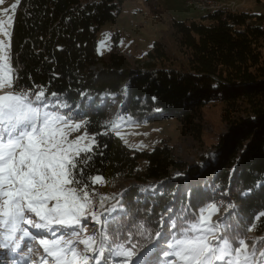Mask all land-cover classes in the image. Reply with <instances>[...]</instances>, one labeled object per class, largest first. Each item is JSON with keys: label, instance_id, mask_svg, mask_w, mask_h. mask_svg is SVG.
<instances>
[{"label": "trees", "instance_id": "16d2710c", "mask_svg": "<svg viewBox=\"0 0 264 264\" xmlns=\"http://www.w3.org/2000/svg\"><path fill=\"white\" fill-rule=\"evenodd\" d=\"M126 1L20 0L11 27L18 87L47 86V93H58L70 106L63 111L89 122L86 130L97 135L104 153L95 155L90 173L107 181L92 187L114 197L108 203L119 198L123 179L139 184L124 191L125 222L155 221L215 202L220 215H230L241 229L257 224L248 236H264V216L252 219L264 211V14L225 8L198 19L171 18L143 57L129 56L118 32L101 55L99 31L115 21ZM114 93L122 100L116 117L177 118L189 150L180 154L176 143L166 139L150 151L127 146L111 126L109 98ZM213 103L220 104L221 117L232 130L229 136L217 135L213 145L222 149L223 161L189 169L194 148L212 149L205 145L204 107ZM203 167L206 173H200ZM176 172L181 177L171 180ZM151 182L153 187L160 183L155 193L149 191ZM166 207L172 213L166 214Z\"/></svg>", "mask_w": 264, "mask_h": 264}, {"label": "snow or ice", "instance_id": "6c2138e0", "mask_svg": "<svg viewBox=\"0 0 264 264\" xmlns=\"http://www.w3.org/2000/svg\"><path fill=\"white\" fill-rule=\"evenodd\" d=\"M19 2L11 4L13 13ZM3 11L7 14L9 9ZM13 20L11 15L0 20L4 37L0 39V250L4 254L20 249L24 241V256L31 259L36 252L27 241H32L43 254L31 264H264V236L247 235L257 224L250 222L241 229L230 215H219L215 202L196 211L172 213L166 207L165 213L172 214L158 220L125 222L128 213L120 200L109 204L114 197L100 195L92 187L107 181L90 173L95 155L104 153L99 151L97 135L86 130L89 122L74 121L71 114L55 110L70 106L58 93H47V86L18 87V67H13L11 54ZM122 119L117 116V121ZM112 127L119 124L113 121ZM82 128L81 135L70 138ZM118 207L120 214L113 215ZM262 216L264 211L252 219L259 221Z\"/></svg>", "mask_w": 264, "mask_h": 264}, {"label": "rangeland", "instance_id": "374dc122", "mask_svg": "<svg viewBox=\"0 0 264 264\" xmlns=\"http://www.w3.org/2000/svg\"><path fill=\"white\" fill-rule=\"evenodd\" d=\"M221 3L226 1L216 0ZM239 6L235 11H245L249 13H263L264 14V0H236ZM229 2V0H228ZM16 3V0H4L3 4H0V20L7 21L9 15L14 16L11 11V4ZM200 1L198 0H128L124 4L121 12L116 15L115 21H110L102 25L99 35H98V52L101 55H105L110 49L112 43L114 42V33L118 32L119 37L117 38L120 47L128 53L129 56L135 55L136 57H143L147 51L152 47L153 42L160 37L162 30L167 28L168 22L171 18H177L180 20H185L186 18L198 19L205 13H201L199 10ZM225 4V3H224ZM246 4V5H245ZM4 9H9L7 14H4ZM221 9V7H220ZM219 9V10H220ZM233 10L232 8H229ZM223 10V9H222ZM11 31V29H10ZM108 34L107 36L105 34ZM0 39H4L0 35ZM54 102V101H53ZM62 113H68L62 110L61 107L56 108ZM204 117H205V145L210 151L198 150L194 148V151L190 153L188 160V168L196 170L200 166H204L209 163H213L215 166H220V162L223 161L221 158V148L213 147L216 144V136L224 133V135H231L232 130L229 125L224 121L223 111L220 108V104L214 105L209 104L204 107ZM123 117L122 120L117 121L116 118H110L111 126L112 122L116 121L119 124L118 128H113L114 132H119L122 137L123 142L127 141V146L136 150H152L160 141L163 139L170 141V143H176L179 153L187 152L189 149L186 143L182 142V124L177 118H160L155 120H135L130 116L118 115ZM74 121L82 122L83 120L75 119ZM85 131L82 128L79 132H73L70 138H75L81 135ZM91 135V134H89ZM125 143V142H124ZM188 154V153H187ZM188 156V155H187ZM204 158L203 160H201ZM198 160V162H197ZM142 166L145 165V160H140ZM207 169L202 168L200 173H206ZM181 177L180 173H176L171 179ZM138 184L136 181H131L125 178L118 183V187L121 191L118 192L119 198H116L109 204H116L122 200L120 194L129 189L131 185ZM149 191L151 193L157 192L159 190V184L154 186V183H149ZM139 185V184H138ZM120 208L113 215L120 214ZM220 215V214H219ZM218 217H213L217 219ZM33 233H36L35 229H31ZM93 231V226L89 224L88 233L91 234ZM40 235V234H38ZM21 248L15 252L9 251L7 254H1L0 264H31V260H38L40 255L43 254V249L38 245L34 244L32 241H27V246L33 247L36 252L35 256L31 259H23L19 256V252L24 253L27 251L25 242H21ZM25 250V252H24ZM2 251V250H0ZM9 255V256H8Z\"/></svg>", "mask_w": 264, "mask_h": 264}, {"label": "built area", "instance_id": "2783aa9c", "mask_svg": "<svg viewBox=\"0 0 264 264\" xmlns=\"http://www.w3.org/2000/svg\"><path fill=\"white\" fill-rule=\"evenodd\" d=\"M195 2V0H194ZM225 3V4H224ZM212 2V0H205V2H200L201 13H207L209 11L219 10L225 8H232V11H235L237 7L239 6V3L236 0H230L229 2Z\"/></svg>", "mask_w": 264, "mask_h": 264}, {"label": "bare ground", "instance_id": "6f19581e", "mask_svg": "<svg viewBox=\"0 0 264 264\" xmlns=\"http://www.w3.org/2000/svg\"><path fill=\"white\" fill-rule=\"evenodd\" d=\"M198 1H200V2H205V0H198ZM212 2H219V1H216V0H212ZM199 10H201V9H199ZM201 12V11H200ZM176 173H178V172H176ZM175 173V174H176Z\"/></svg>", "mask_w": 264, "mask_h": 264}, {"label": "crops", "instance_id": "0c3cea01", "mask_svg": "<svg viewBox=\"0 0 264 264\" xmlns=\"http://www.w3.org/2000/svg\"><path fill=\"white\" fill-rule=\"evenodd\" d=\"M221 1H226V2H228V0H221ZM230 1V0H229ZM246 5V4H245Z\"/></svg>", "mask_w": 264, "mask_h": 264}, {"label": "water", "instance_id": "95a60500", "mask_svg": "<svg viewBox=\"0 0 264 264\" xmlns=\"http://www.w3.org/2000/svg\"><path fill=\"white\" fill-rule=\"evenodd\" d=\"M171 180H173V179H171Z\"/></svg>", "mask_w": 264, "mask_h": 264}]
</instances>
